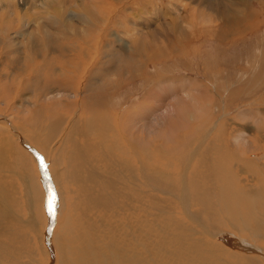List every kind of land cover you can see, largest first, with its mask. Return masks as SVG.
<instances>
[{
  "label": "rangeland",
  "instance_id": "374dc122",
  "mask_svg": "<svg viewBox=\"0 0 264 264\" xmlns=\"http://www.w3.org/2000/svg\"><path fill=\"white\" fill-rule=\"evenodd\" d=\"M48 13L56 18L46 19L50 27L64 36L47 45L41 22ZM34 42L39 46L26 56L24 48ZM73 58L82 65L79 74L69 63ZM43 62L52 63L54 74L41 71L48 68ZM123 111L127 114L122 122L114 116ZM106 112L109 130H118V146L107 148L105 140L97 145L98 155L92 154L100 166L90 162L86 147L91 134L86 130L96 126L97 114ZM0 120L14 128L3 134L11 145L16 143L10 155L0 153V222L10 229L0 245L8 247V258L18 264H90L94 255L104 264H122V258L126 264H202L198 259L234 264L230 247L222 243L224 232L244 245L235 252L254 257L249 250L264 249V219L259 227L221 226L226 213L209 203L202 206L182 181L193 175L190 168L200 166L207 133L212 137L222 129L226 134L215 141L235 150V183L229 187L236 184L243 192L260 193L258 201L264 206V177L249 169L264 164V0H0ZM74 125L77 130L72 131ZM123 134L139 137V160ZM21 140L39 153L51 218L43 203L39 163L28 148L14 149ZM73 147L86 148L84 161L76 159L80 175L93 176L98 183L122 173L118 159L133 158L125 183L140 198L132 202L134 195L126 191L132 207L123 210L126 217L120 222L112 218L113 212L94 211L90 203H82L70 172L71 154L80 153ZM104 162L118 165L106 169ZM143 165L152 180L146 179ZM164 177L172 179L171 188L164 190L167 197L157 187ZM144 193L153 197L150 202ZM164 198L176 204L161 202ZM157 207L166 209L161 217L158 211L163 210ZM169 216L177 227L168 222ZM66 220L73 232L59 243V262L55 242ZM117 228L125 236L122 245L112 234ZM180 232L185 235L180 237Z\"/></svg>",
  "mask_w": 264,
  "mask_h": 264
},
{
  "label": "bare ground",
  "instance_id": "6f19581e",
  "mask_svg": "<svg viewBox=\"0 0 264 264\" xmlns=\"http://www.w3.org/2000/svg\"><path fill=\"white\" fill-rule=\"evenodd\" d=\"M101 5H99V6H100V9L102 11L104 7L101 6ZM91 7L94 8L93 6H91ZM95 7H97V6H95ZM95 10H98V9H95ZM77 16H79V15L77 14ZM89 16H92V13H90ZM52 18H55V17L52 14H49L48 13V14L45 15L44 21L42 20V22H41V24H42V30L41 31L44 34V40H45V43L47 45L50 44L51 42H54L53 39L55 37H57V39H59V36L60 37L62 35L64 36L63 32L55 29L52 26L50 27V25L48 24L49 22L46 21V19H48L49 21H51ZM36 25H37V23H36ZM68 26H71V25H68ZM49 27H50V29H49ZM36 28L39 30L38 26ZM53 28H54V30H53ZM69 28H70V32H73V30H74L73 27L72 28L69 27ZM74 28H75V26H74ZM48 29H49V31H48ZM57 48L59 49V47H57ZM61 52H63V51H60V49H59L58 53H61ZM46 62H47V60H46ZM46 62L45 63L43 62L44 64H43L42 67H44V65L46 64ZM51 64H46L48 66V68H42L41 71H43V69H46V70H49V74H51L53 72V70H54V68H53V66ZM116 64H118V63L116 62ZM56 71H58V70H56ZM53 74H54V72H53ZM36 82H38V81H36ZM131 108H134V106H131ZM126 114H127V112L123 111L122 113H119L117 116H114V117L118 118L120 121L123 122ZM108 116L110 117V114L107 113V112L106 113L97 114L96 115V122H97L96 123V126H90L89 127L90 129L86 130L87 133H88V134L86 133L87 135L91 134L90 136H87L88 139L90 140V147L89 146L86 147L90 151V162L98 163V165H100V166H102V162L99 161L98 157L96 158L92 154V153L96 152L97 145H102L103 144V141L105 140L107 142V148H112L111 145H113L114 148H112V149H116L115 147L118 146V144L116 143V136H117L118 130L117 129L115 131H110L109 130L110 120H109V117ZM51 122H53V121H51ZM115 123L117 125V120H115ZM60 124H61V122H60ZM135 124L136 123L131 124V126H133V128H134V131H136ZM85 126L88 127V124L85 125ZM64 127H65V125H64ZM11 128H10L9 124H7L5 122H2L0 120V153H2L3 155H10L11 146L13 144L16 145L15 141H12L13 144L11 145L9 143V141H11V140H9L7 138V136L5 135V134H7V135L10 134V129ZM12 129L14 130V128H12ZM71 129H72V131L77 130L76 125H74L73 127H71ZM13 130H11V131H13ZM80 131L81 130H78L79 135L84 134V133H80ZM3 133H5V134H3ZM51 133L52 134H50V140L53 138V136L55 134L53 130L51 131ZM223 133L226 134V132H224V130H222V129L219 131V133H217L215 135H212V137H211V134H213L212 132L210 134L207 133L206 139L202 143V145L206 143L205 144V147L203 148V150L200 149V152L202 151L200 153V166L197 169H195L192 166L193 168H190V169H192V174L193 175H191V176L188 175V177H185L183 175L184 177H183V180L182 181H187L189 183V186L186 187V190H189V191L193 192L194 195L198 198V200H200L202 206L208 205V203H209L211 206H214V208L216 207V212L226 213L227 216L224 217V222L220 223L221 226L222 225H225V224H230L233 227H249L253 223H256L257 226L259 227L263 223V219H264V213L263 214L260 213V212H263L264 211V209H263L264 206H261L263 202L259 203V201H258V195H260V193H257L258 195H254V194H250V192H248L247 190H246V192L245 191L243 192L241 190H238V187L236 186V184L233 187H229V184L230 183H235V176H234L235 175L234 174L235 172L232 173V171H231V167H233L231 164H233V162H235V158H234V156H235V150L232 149V147H231V145H229V143H227L228 140L226 142L227 144H223L222 142H216L215 141V139L217 137H219ZM123 135H124V138L126 139V142L128 143L127 146H129L130 149L133 150V152L135 153V157L137 159L138 158L136 156L137 146H140L139 144H137V141H138L137 140V137L138 136H136L134 138H130V137H128L125 134H123ZM91 136H93L94 138L91 137ZM209 136H210V139H208ZM65 139L66 138H64V140ZM111 139L113 141H110ZM68 140L69 139H66V141H68ZM70 141L75 145L74 141H72V140H70ZM132 141L135 143V147L133 146ZM20 144H22V145L15 146V148L14 147L13 148L14 149L26 150L27 147H28L29 149H31V147H29L28 145H26L22 140H21V143ZM23 147L24 148L26 147V148L24 149ZM32 148H34L35 151L37 150V148H35L34 146ZM73 148H75L76 151H79L80 153L77 154V152H74L73 154H71V163L72 164H70V166H71L72 169L70 170V172H72V175L71 176L75 179V181H77L76 183L78 184L79 190L82 193V198H83L82 203H83V201H84V204L90 203L91 209L94 210V211H99V210L102 211V209H104L106 211H109V212L111 211V212H113L115 214V215H112V218L113 219L115 218L116 220H118V222H120L121 219H124L126 217V216L124 217L123 210H128L127 209L128 207H132L131 205L129 206L130 203H128L126 197H124V196L129 197V195H128L129 193H126V191L127 192H132V194L134 195L133 196V200L131 199L132 202H134V201L139 202V198H140V196L136 193V190L134 188L128 186L125 183L126 182L125 179L127 178V174H128V172L131 171V169L133 167V161H132L133 158L131 157L132 160H129L130 158L129 159H124V158L123 159H118L119 160L118 161V164L119 163L120 164H123L122 165V173L119 174L118 172H114L115 173V177H111V178H109L107 180L101 181V183H98V182H95L96 180H95V178L93 176H90L89 178H87V177L85 178L84 176L80 175L79 168H78V166L76 164L77 157H79V160L80 161H84V159L86 158V156H87V154H86V148L85 147H83L84 149H80V148H76V147H73ZM123 148H124V146H123ZM123 148H122V146H120V149L121 150ZM27 152L29 154V151H27ZM28 154L26 156H29ZM94 154H95V156L98 155L97 152L94 153ZM38 155H39V153H38ZM110 159H112V157ZM18 160H19V158H18ZM138 160H139V158H138ZM114 161H116V160H114ZM190 161H189V163H190ZM250 162H252V161H250ZM148 163H149V161H148ZM35 164H38V163H35ZM118 164H116L115 166H117ZM154 164H155V162H154ZM113 165H114V162L113 163L111 162V164H109L108 162H104L103 163V166H105L106 169L109 168V167H111V166L112 167H115ZM39 166H40V164H39ZM183 166H184V164H183ZM151 169L153 170L154 167L151 168ZM244 169H246V171L249 172V170H247V168L244 167ZM249 169H250L251 172H254V170H256L258 172V173L255 174V177L256 176L259 177V178L261 176L264 177V164H259L256 167L249 166ZM180 170H181V167H180ZM144 172H145V175L147 177L146 179H151L152 178V175L153 174L151 172H149L146 169V167L144 168ZM182 172L183 171L181 170V173ZM158 175L161 176V173L158 172ZM165 176H167V175H165ZM165 179H167V178H165V177L163 178V184L160 183V182H158V186H157L158 188L161 189V192L160 193L161 194H164V196L167 194L166 192H164L165 187L168 186V187L171 188V180H172V179L171 180H165ZM229 179H231L232 181L229 180ZM1 180H2V177H1ZM253 180H254V177H253ZM258 180H260V179H258ZM154 181H156V180H154ZM209 182H210V184H209ZM214 182H216L215 183V186L212 184ZM155 184H156V182H155ZM164 184H165V186H164ZM1 185H0V187L3 188ZM172 186H173V184H172ZM141 190L143 191V189H141ZM211 192H213V193H211ZM4 193H3V195H4ZM146 193H148V192L146 191ZM146 193H144V194L146 195V198H148V200L150 202L152 200V199L150 200V198H153V197H150ZM150 193L151 192H149V194ZM211 194H213V195H211ZM0 195H2V194H0ZM99 196H101V197H100V200L98 201L96 199V197H99ZM166 197H167V195H166ZM4 198H7V195H4ZM177 198H178V200H180L179 198H181V196L180 197H177ZM214 198L217 199V201L216 200H213ZM189 199H190V197H186V199H184V201L185 202H188ZM162 201L163 202L167 201V202L175 203L176 204V202L171 201V199H168V198L161 199V202ZM180 201H182V199ZM0 205H2V203H0ZM156 206H157V204H156ZM211 206H209L208 209L211 210ZM177 208H178V206H177ZM157 209H159V208L157 207ZM203 209L205 210L204 207H203ZM159 210H163V211H158L159 214L157 213L158 214L157 217H161L163 215V213H165L164 210H166V209H159ZM0 211H1V208H0ZM131 211L134 212L135 211L134 208H132ZM212 211H213V208H212ZM51 214H52V212L50 213V216H49L50 218L52 217ZM256 214L258 216H255ZM165 217H166V215H165ZM2 218H5V217H2ZM167 220H168V222L171 225H174L175 227H177V225L172 224L171 216L167 217ZM237 222H239V224ZM235 223L238 224L239 226H235ZM63 224H64V226H62V229H63L62 230V235L58 236L57 239H56L57 241L55 242V252H56L58 258H59V243L64 242L65 240H67L70 237V234L73 232L72 231V223H71L70 220L69 221L66 220L65 223H63ZM118 224H121V223H118ZM125 226H127V225H125ZM50 227H51V221H50ZM6 228H7L6 227V224L1 220V222H0V238L1 237H5L6 236L5 233H7V232L9 233L10 232V229H6ZM119 228H122V230H123L124 227H119ZM119 228L114 229L112 231V234H114L116 244L122 245L123 243H125V236H124L123 232L116 231V230H120ZM122 230H120V231H122ZM184 235L185 234L183 232H180V235L179 236L180 237H183ZM88 236H86V237L83 236V237L87 239ZM222 236L226 237L230 241V244L231 245L225 244L224 237L222 238V243L224 245L230 247V249H227V252L230 254L231 258L234 259V264H252L254 262H257L259 264H264V249H262L261 252H258V253H255L254 250L251 249V250H249V252H251L252 254H255L254 257L247 256V252L246 251H243L242 253H238V252L233 251V250H240V249H242V247L244 246L243 244H241L240 242H238L237 240H235L234 237H231L230 235H227V232H224V234ZM10 238L13 239L12 236H11V234L9 235V240H10ZM232 244H233V246H232ZM80 249H81V247H80ZM81 253H82V251H81ZM8 255H9L8 247L7 246H1L0 245V264H6L7 262H10V261H11V264H18L17 261L10 260L8 258ZM77 258H79V257H77ZM86 260H87V258H86ZM197 261H200V263L204 264L203 261H201L200 259H198ZM59 262H60V258H59ZM90 264H104V262L102 261V259L100 258V256L94 255L92 257V259H91ZM122 264H126V258H122Z\"/></svg>",
  "mask_w": 264,
  "mask_h": 264
},
{
  "label": "water",
  "instance_id": "95a60500",
  "mask_svg": "<svg viewBox=\"0 0 264 264\" xmlns=\"http://www.w3.org/2000/svg\"><path fill=\"white\" fill-rule=\"evenodd\" d=\"M28 148V147H27ZM29 149V148H28ZM34 157L36 158L37 162L40 164V167H39V174L42 178V187H43V192H44V200H43V203H44V206H45V209L46 211L48 212V216H50V213H51V199L49 198V186H48V182L46 181L45 177H44V173H43V164L41 163V160H40V157L38 156V154H36L34 152V150L32 149H29ZM50 222V221H49ZM48 227L50 228V224L48 223Z\"/></svg>",
  "mask_w": 264,
  "mask_h": 264
},
{
  "label": "crops",
  "instance_id": "0c3cea01",
  "mask_svg": "<svg viewBox=\"0 0 264 264\" xmlns=\"http://www.w3.org/2000/svg\"><path fill=\"white\" fill-rule=\"evenodd\" d=\"M43 36H44V34H43ZM44 43H45V40H44ZM46 44V43H45ZM36 46H39V43L38 42H34V46L32 47V46H27V47H25L24 49H26V56H28V55H31L30 53L29 54H27L28 52H30L32 49L34 50V48L36 47ZM70 63V65L72 66V67H74V69H76V74H79L78 72L79 71H81L80 70V68H81V66L82 65H80L81 63H79V64H77V63H75L74 62V58L72 59V61L71 62H69ZM79 65V66H78ZM77 70H79V71H77ZM75 73H73L72 75L73 76H75L76 74Z\"/></svg>",
  "mask_w": 264,
  "mask_h": 264
}]
</instances>
